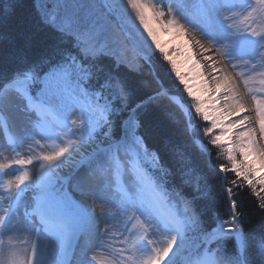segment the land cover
Here are the masks:
<instances>
[{
	"label": "snow or ice",
	"instance_id": "obj_1",
	"mask_svg": "<svg viewBox=\"0 0 264 264\" xmlns=\"http://www.w3.org/2000/svg\"><path fill=\"white\" fill-rule=\"evenodd\" d=\"M127 5L147 35L139 42L143 57L152 61L153 47L158 50L166 62L162 71L191 101V121L206 122L203 134L223 148L227 162L208 163L227 218L218 214L214 227L206 223L202 207L211 193L188 155L187 130L156 119L155 101L163 103L166 92L102 42L94 6L37 0V16L29 17L17 14L18 0H7L0 7V153L11 155L0 163V264H46L42 237L57 241L63 257L48 264H70L72 241L81 236L92 243L80 248L76 264H97V240L105 248L114 241L124 245L116 250L117 264H179L189 243L204 251L185 264H264V229L248 233L238 206L247 187L264 211V0H202L192 18L175 0ZM177 36L188 40L169 47ZM191 48L202 61L181 71L185 63L170 53ZM236 78L248 88L252 108L240 97ZM257 78L261 87L249 88ZM89 144L95 145L91 153L77 160ZM66 163L79 170L61 183L57 169ZM169 182L178 189L175 196ZM5 236L9 244L30 237V251L23 258L4 256Z\"/></svg>",
	"mask_w": 264,
	"mask_h": 264
},
{
	"label": "trees",
	"instance_id": "obj_2",
	"mask_svg": "<svg viewBox=\"0 0 264 264\" xmlns=\"http://www.w3.org/2000/svg\"><path fill=\"white\" fill-rule=\"evenodd\" d=\"M156 1V0H154ZM37 0H18V15H26L29 17H36L38 9L33 7ZM165 5H167L168 0H164ZM7 4V0H0V7ZM166 64L160 57L159 53H154L153 60L146 63L143 59L140 60V68H143L145 77L155 80V85L161 87L162 91L166 92L163 98V103L160 100H156L155 104L157 106L156 119L164 122H171L177 129L181 131L186 129L188 133V138L184 140L185 146L187 148L188 155L190 159L202 170V175L206 176L207 184L209 185L210 195L205 200L202 207V211L205 213L207 220L206 223L215 226L216 216L219 214L221 219L227 218L226 213L228 208L225 206L223 199L217 195L220 191L219 181L213 175L211 165L208 163L209 159L212 162H227L226 157L222 154L223 148H219L210 144V137L203 134V129L206 126V122L197 118L196 121H191L188 114V106L191 101L183 94L182 88H177L173 83L175 79L174 76L169 78V74L163 72L161 65ZM159 72L161 79H156L157 73ZM173 95L179 98L183 104V108H180L178 104L173 102L169 97ZM184 110L187 112L185 115ZM213 134H218V130H215ZM97 138L103 139L102 133L97 129ZM200 141L206 146L208 151H204L198 144ZM95 146V145H92ZM150 166V165H149ZM168 193L170 196H175L176 189L172 182L168 183ZM259 198L251 192L250 189L245 187L243 193L239 196V210L241 212L242 227L251 234L258 233L264 229V211H262L259 205ZM178 210L182 211V205H178ZM210 230V229H209ZM195 247L194 243H189L186 245L185 249ZM184 249V250H185ZM204 249L202 248L197 254L192 257L195 261L203 254ZM227 252L231 254L232 245L229 244L227 247Z\"/></svg>",
	"mask_w": 264,
	"mask_h": 264
},
{
	"label": "rangeland",
	"instance_id": "obj_3",
	"mask_svg": "<svg viewBox=\"0 0 264 264\" xmlns=\"http://www.w3.org/2000/svg\"><path fill=\"white\" fill-rule=\"evenodd\" d=\"M43 2L50 4L52 0H43ZM60 2L63 3L64 0H60ZM142 2L154 3L156 1L142 0ZM175 2L180 6H185L186 14L189 16V18H192V16L198 13V8L202 3V0H175ZM67 3L70 5L94 6L91 8V12L94 18L99 21L98 30L101 32L102 42L108 43L114 48L115 51L119 52L121 55L126 56V58L133 64L137 65V67H140V60H142L141 57H143V55L139 50V42L147 39V35L146 33H144L143 28L139 25L138 20L135 19V13L130 8V6L127 5V0H67ZM105 4L117 5L118 7L115 9V11H112L109 8H104L103 6ZM180 37L181 36H177L174 41H171L169 47L178 44L180 41ZM161 39L170 40V37L167 34L161 33ZM148 43L150 44V40L148 41ZM152 51L153 53H159L158 50L154 49V47ZM187 52L188 50L185 52L170 53L175 55V58L178 62L185 63V66L181 68V71H187V68L192 65L189 60L186 61L185 59L187 56ZM193 72H196L194 68ZM190 83L196 84L197 81L193 80L190 81ZM242 85L245 89V92L251 97L248 92V88L245 87L243 82ZM248 87L252 89L260 88L261 85L259 84V78H257L255 81L250 82ZM0 128H2V125H0ZM84 146L89 147L90 153L92 151V148L94 147L91 144ZM10 155L11 154L8 152L0 153V163H7V158ZM128 155L130 156L131 153H129ZM122 156H124L123 153ZM124 158L127 160L128 156H124ZM27 170L30 172V174L35 175V170L32 169L31 166H28ZM78 170L73 171L71 176L75 175ZM18 174L19 173H15L14 175ZM14 175L6 177L2 182H6L7 179H14ZM60 180L61 183H63V178H60ZM125 181L129 186H131L133 183V179L131 176H126ZM27 198L31 199L32 196L27 195ZM89 199L91 200V198ZM97 214L99 215L98 210ZM24 239L29 240V244L27 246L21 243V241ZM30 240V237L22 236L19 238V240H12L11 244H9V237H3V255L7 256L11 252H16L21 258H23L26 252L30 251ZM82 240L83 241L81 242V247L85 246L86 243H92L91 241H86L84 237ZM95 245L96 247L93 248V251L96 253L97 264H117L116 250L124 247V245L119 244L118 241H114L112 248H105L103 247L102 242L99 240L95 241ZM60 251L61 250L57 241L52 239H45L43 237L41 238V257L46 262V264L53 260H61L62 256L60 254ZM125 255H127V253H125Z\"/></svg>",
	"mask_w": 264,
	"mask_h": 264
},
{
	"label": "bare ground",
	"instance_id": "obj_4",
	"mask_svg": "<svg viewBox=\"0 0 264 264\" xmlns=\"http://www.w3.org/2000/svg\"><path fill=\"white\" fill-rule=\"evenodd\" d=\"M189 34L194 37L195 39L197 40H201L202 43H204L205 41L203 40L202 37H200L199 35H197V33H195L193 30L189 29ZM188 40V37H180V41L178 44L180 45H183L186 43V41ZM187 51V50H186ZM185 52V51H184ZM191 56V59H189L190 63L193 64L195 61H202V55H201V52L195 48H191V49H188V52H187V56ZM195 71H197L198 69L194 68ZM229 71H231L229 69ZM234 84H235V87L240 95V97L242 98L243 102L245 103V105L248 107V108H252L253 105H252V101L251 99L247 96L245 90H244V87L242 85V82L240 79L236 78L235 81H234ZM222 103V101H221ZM245 114H248V113H245ZM252 115V118L253 120H255V116H254V113L251 114ZM236 117H232V119H235ZM254 127H256L255 125H253ZM234 131H237V130H234ZM234 139V138H233ZM88 154H90V149L88 146H84L82 147V151H81V154L80 155H77L75 158L77 160H80L83 156H87ZM77 168L75 165H69V164H65L64 166H62L60 169H57V174L59 175V177H62V178H65V177H68L69 175L72 174V172L74 171V169ZM87 203L89 204H92L91 200L88 199L87 200ZM74 253L75 254H72L71 258H67L70 262L72 260V257H75L77 258L78 256V249L76 248L74 250ZM182 260V258L179 259V262ZM71 264V263H70Z\"/></svg>",
	"mask_w": 264,
	"mask_h": 264
},
{
	"label": "water",
	"instance_id": "obj_5",
	"mask_svg": "<svg viewBox=\"0 0 264 264\" xmlns=\"http://www.w3.org/2000/svg\"><path fill=\"white\" fill-rule=\"evenodd\" d=\"M231 70V69H230ZM239 79V78H238ZM245 90V89H244ZM247 94V93H246ZM247 96L251 99V97L247 94ZM170 99L173 100L174 102H176L177 104H179L180 107H182V104L178 102V100L176 99L175 96L169 95ZM256 126V125H255ZM257 127V126H256ZM198 144H201L200 142H198ZM202 145V144H201ZM203 146V145H202ZM204 147V146H203ZM204 149H206L204 147Z\"/></svg>",
	"mask_w": 264,
	"mask_h": 264
}]
</instances>
